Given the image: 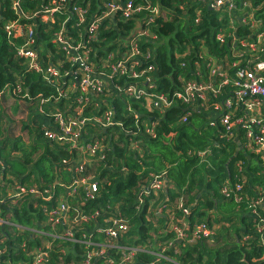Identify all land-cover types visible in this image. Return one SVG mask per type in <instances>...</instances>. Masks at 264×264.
<instances>
[{"label": "trees", "instance_id": "1", "mask_svg": "<svg viewBox=\"0 0 264 264\" xmlns=\"http://www.w3.org/2000/svg\"><path fill=\"white\" fill-rule=\"evenodd\" d=\"M12 2L0 0V219L7 221L0 223V264H32L39 247L47 252L43 264H85L91 248L58 234L71 229L77 239L91 233L92 241H103L105 234L98 233L96 225L113 217L128 223L119 244L145 248L128 264H152L158 244L166 246L163 255L171 259L167 264H264V232L258 230L264 219V158L247 148L244 129L237 127L230 136L218 121L210 124L208 111L193 104L174 99L160 110L146 97L126 92L130 85L146 89L152 85L150 93L171 97L207 71L206 57L242 66L249 52L240 57L235 51L243 49L240 41L251 42L264 32V0H231L217 7H211L210 0H18L19 11ZM110 2L119 6L131 2L140 9L129 17L116 10L101 18L91 37L88 25ZM229 3L233 9H228ZM55 6L58 11L44 13ZM75 6L85 9L83 22L72 10ZM250 11L258 28L241 21ZM13 21L33 28L32 48L44 69H58L55 82L44 80L17 54L23 36H8L5 30ZM57 32L72 45L79 43L91 73L111 75L107 81L96 76L102 80L100 90L68 88L75 78L80 81L83 72L67 59L61 44L53 42ZM132 44L139 52L128 58ZM109 55L111 62L121 58L128 66L137 62L138 76L112 73L105 62ZM229 73L234 74L233 67ZM228 89L214 101L220 103L230 95ZM80 97L85 99L82 104ZM76 107L81 108L78 116L89 118L79 141L103 137L109 145L103 158L89 156L85 165L86 175L98 185L94 197L88 199L80 187L66 196L64 218L52 228L48 212L58 207L75 180L70 167L79 151L48 138L46 132L56 130L55 113L73 114ZM106 109L113 112L116 124L103 128L94 119ZM149 126L155 137L146 132ZM162 172L163 190L156 195L140 193L152 174ZM16 187L25 192L12 197ZM138 198H142L139 204ZM179 200L188 206V213L178 208ZM171 214L176 224L186 220L185 239L175 238L168 220ZM197 222L205 223L213 234L190 240ZM120 251L110 249L93 264H108L109 257L120 259Z\"/></svg>", "mask_w": 264, "mask_h": 264}, {"label": "built area", "instance_id": "2", "mask_svg": "<svg viewBox=\"0 0 264 264\" xmlns=\"http://www.w3.org/2000/svg\"><path fill=\"white\" fill-rule=\"evenodd\" d=\"M231 0H210L211 7H217ZM12 7L15 11H19L18 0H13ZM228 9H233L232 3L228 4ZM59 6H55L51 9L45 10L44 13L50 14L58 11ZM140 9L139 6L133 7L131 2H127L125 6H119L115 2L107 4V10L103 12L101 17L93 20L88 25V32L91 37H94V32L97 29L98 22L101 18L121 10L124 17H129L131 13L136 12ZM72 10L76 13L79 22L84 21L85 9L75 6ZM248 16L247 19L242 18L241 21L249 23L252 28H258V21L254 20L253 12L245 13L244 16ZM8 36H23L24 43L18 47L17 54L24 57L27 60L28 68L40 72L43 79L49 83L55 82L60 77V72L53 66H47L45 69L39 63L38 53L32 48L34 44V31L30 26L25 27L23 24L13 21L5 26ZM219 40L222 39V35L217 37ZM53 42L60 43L62 49L65 51L67 59L72 64H78L82 69L83 75L79 82L75 78V84H69V89L72 87L79 88L82 92L98 91L102 86V80L99 77H103L106 81L111 78V75L105 77L101 74L95 75L91 73V68L86 64L87 55L78 51L79 43L72 45L70 42L63 38L61 32H57L53 38ZM239 44L243 49L235 51V55L243 56L244 52H249L244 64L237 66L236 63H232L231 66H227L224 62H216L214 58L206 57L207 59V71L203 74H198L193 80L187 81L181 90L175 91L171 97L164 94H153L150 93L149 89L154 88L150 85L148 89L138 88L130 85L126 88V92L129 96L136 98L146 97L151 107L163 110L171 104L174 99L193 104L194 107L200 110L208 111L210 114V124L216 125L217 121L223 126L226 133H230V136H234L233 129L242 128L245 134V145L250 151L259 152L264 158V32L257 34L256 39L247 42L240 41ZM138 48L136 44H132L130 47V54L128 58H132L138 54ZM149 54H147L148 56ZM202 57V56H200ZM106 64L110 67L112 73L118 75H130L132 77L138 76L135 71V65L137 62H133L131 65H127L126 59L121 58L116 62H111L110 55L106 59ZM234 68V74L229 73V69ZM76 73V72H75ZM70 74V72L66 73ZM229 86L228 90H232L231 94L224 98L220 103L214 101L215 98L220 96L224 91V88ZM170 95V94H169ZM85 99L80 97L78 102L82 104ZM212 100L211 103L209 101ZM81 112V108L76 107L73 114H63L57 112L54 114V121L56 124L55 131H47L46 136L50 139H54L60 143H66L72 148L79 151L77 156V162L71 165L70 170L75 176V180L72 185L67 187L65 195L59 199L58 207L48 212V221L54 228V225L64 218V212L66 210L65 197L75 193L77 188H82L85 191V195L88 199L93 198L97 192L98 185L92 175H86L85 165L88 162L89 156L104 157L103 150L109 145L104 142V138L100 140L85 141L82 143L79 141L81 137V130L83 125L89 121V118H82L78 116ZM221 112V113H220ZM105 128L107 126L116 124L113 118V112L110 109H106L100 118L94 119ZM186 118H183V122ZM119 124V123H117ZM146 132L151 137L156 136V132L153 126L146 128ZM201 156L205 154L204 151L199 153ZM264 164V161H263ZM165 185L164 173L152 174L151 180L147 187H145L140 193L149 194L152 192L156 195L159 191L163 190ZM20 189V190H18ZM29 192L40 194L35 189H29ZM25 192L22 188H15L12 192L13 196H19L20 193ZM50 197H42L44 200H48ZM138 204L142 202V198H138ZM258 200L257 202H260ZM164 205L157 208V213H161V208ZM178 208H181L183 214L189 212L187 205L183 204L181 200L177 202ZM98 214V213H95ZM168 220L172 223V230L175 231L176 239L182 240L187 237V234L183 231L187 227V222L184 218L180 219V223H174V215H169ZM105 225L97 224L96 230L98 233L102 232L105 234L104 240L95 242L92 241L91 233L83 235L82 239H77L71 229L66 230L58 237L63 239L72 240L75 242H81L90 247L86 252L85 264H93V261L99 258L107 256L110 249L118 248L121 251L118 252L121 258H107L108 264H126L129 263L135 255L145 248L140 245H122L119 244L118 237L125 234L128 230V223L121 217L106 218L103 220ZM7 221L0 219V223H6ZM109 222V225H107ZM261 224L258 225V230L264 232V219H260ZM46 224L45 222L43 223ZM19 227V226H18ZM22 228V227H21ZM39 234H47L42 230H33ZM213 234V230L209 228L205 223H194L191 228L190 240L198 237H210ZM168 245H173V242H168ZM24 246V244H22ZM47 246V245H46ZM166 246L158 244V250L154 253L156 258L152 264H167L165 261H171L170 258L163 255ZM115 253V252H114ZM1 254V251H0ZM111 255V254H110ZM47 252L41 247L34 250L32 257V264H43L46 261ZM164 260V262H163ZM127 263V264H128ZM4 264H9L5 262Z\"/></svg>", "mask_w": 264, "mask_h": 264}, {"label": "crops", "instance_id": "3", "mask_svg": "<svg viewBox=\"0 0 264 264\" xmlns=\"http://www.w3.org/2000/svg\"><path fill=\"white\" fill-rule=\"evenodd\" d=\"M160 214V213H159Z\"/></svg>", "mask_w": 264, "mask_h": 264}, {"label": "water", "instance_id": "4", "mask_svg": "<svg viewBox=\"0 0 264 264\" xmlns=\"http://www.w3.org/2000/svg\"><path fill=\"white\" fill-rule=\"evenodd\" d=\"M264 205V204H263Z\"/></svg>", "mask_w": 264, "mask_h": 264}]
</instances>
